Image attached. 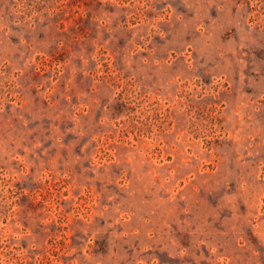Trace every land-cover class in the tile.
<instances>
[{
	"label": "rangeland",
	"instance_id": "obj_1",
	"mask_svg": "<svg viewBox=\"0 0 264 264\" xmlns=\"http://www.w3.org/2000/svg\"><path fill=\"white\" fill-rule=\"evenodd\" d=\"M261 4L0 0V264H264Z\"/></svg>",
	"mask_w": 264,
	"mask_h": 264
},
{
	"label": "clouds",
	"instance_id": "obj_2",
	"mask_svg": "<svg viewBox=\"0 0 264 264\" xmlns=\"http://www.w3.org/2000/svg\"><path fill=\"white\" fill-rule=\"evenodd\" d=\"M261 7H264V4L260 5ZM11 146V147H10ZM39 147V145H34L31 148L24 147L23 143V137H17L13 136L11 134L8 135V139L4 140L3 143H0V160H3V163L8 169V172L5 173V176L8 175V173H11L13 180H19V179H25L28 177V168L35 167L34 164L31 162H28V156H34L35 155V149ZM25 151L26 155L24 157L23 161H20V157L17 155V152L22 149ZM14 161H19V163H24L25 167L22 169H19V164H17V169L12 168V163ZM47 179V174L43 170V166L37 169L34 180L36 182H41L42 180ZM7 187H11V185H8ZM7 187L4 189L5 193L7 192ZM10 203V202H9ZM97 215H104V213H97ZM91 224V221H89ZM108 228H115V223L108 225L105 229H94L92 230V236L98 237L101 236V234L108 230ZM112 239H113V246H115V241L121 239V236L117 235L115 231L112 232ZM147 246V245H145ZM109 261L112 260V257L108 258ZM142 264V262H141Z\"/></svg>",
	"mask_w": 264,
	"mask_h": 264
}]
</instances>
